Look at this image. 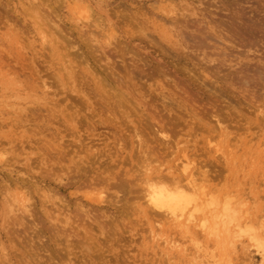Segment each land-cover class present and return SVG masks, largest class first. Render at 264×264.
Segmentation results:
<instances>
[{"label": "rangeland", "instance_id": "374dc122", "mask_svg": "<svg viewBox=\"0 0 264 264\" xmlns=\"http://www.w3.org/2000/svg\"><path fill=\"white\" fill-rule=\"evenodd\" d=\"M263 79L264 0H0V264H264Z\"/></svg>", "mask_w": 264, "mask_h": 264}, {"label": "bare ground", "instance_id": "6f19581e", "mask_svg": "<svg viewBox=\"0 0 264 264\" xmlns=\"http://www.w3.org/2000/svg\"><path fill=\"white\" fill-rule=\"evenodd\" d=\"M247 64V63H246ZM240 67V66H239ZM252 68V67H251ZM238 69V68H237ZM240 69V68H239ZM238 69V70H239ZM259 70V69H258ZM244 71V70H243ZM246 73V72H245ZM252 73V72H251ZM261 73V72H260ZM259 73V74H260ZM244 74V73H243ZM258 74V75H259ZM232 75V74H231ZM234 75V74H233ZM236 78V77H235ZM262 79V78H261ZM238 80V79H237ZM264 80V79H263ZM238 82V81H237ZM248 82V81H247ZM232 84V83H231ZM237 84V83H236ZM244 84V83H243ZM251 84V83H250ZM258 85V84H257ZM253 86V85H252ZM262 87V86H261ZM255 91V90H254ZM255 93V92H254ZM254 95V94H253ZM256 95V94H255ZM261 96V95H260ZM260 107V106H259ZM260 109V108H259ZM190 111V110H189ZM190 113V112H189ZM196 115V114H195ZM258 115H260V114H258ZM215 116V115H214ZM190 117V116H189ZM193 117H195L194 115H193ZM69 118V117H68ZM155 118V117H154ZM263 118V117H262ZM218 119H219V117H218ZM197 120V119H196ZM217 121V120H216ZM218 122V121H217ZM221 122V121H220ZM196 123V122H195ZM172 124V123H171ZM177 124V123H176ZM161 125V124H160ZM164 126V125H163ZM172 126V125H171ZM174 126V125H173ZM138 127V126H137ZM160 127V126H159ZM194 127V126H193ZM155 128V127H154ZM173 128V127H172ZM196 128V127H195ZM217 128V127H216ZM165 129V128H164ZM175 129V128H174ZM159 130H160V128H159ZM159 130L157 131V133L159 132ZM163 130V129H162ZM162 130H160L162 133V135L160 134V132H159V134L162 136V137H164L165 138V141L166 140H168V139H170V135H168L166 132H165V134H167V135H165V134H163V131ZM170 130V129H169ZM155 131H156V129H155ZM177 131V130H176ZM172 132V131H171ZM170 134V133H169ZM216 134V133H215ZM159 135V136H160ZM134 136H136V135H134ZM158 136V137H159ZM211 136V135H210ZM138 136H136V138H137ZM162 137H160L161 138V140H163L162 139ZM140 138H141V136H140ZM173 138V137H172ZM139 139V138H138ZM140 140V139H139ZM141 141V140H140ZM169 141V142H168ZM168 141H166V142H168V143H170V141H172V140H168ZM143 142V141H142ZM168 143H165V144H168ZM143 144V143H142ZM145 147V146H144ZM148 151V150H147ZM143 152V151H142ZM152 152V151H151ZM152 153H154V152H152ZM139 156V155H138ZM147 156H149V155H147ZM146 156V157H147ZM183 156V155H182ZM150 157V156H149ZM148 158V157H147ZM146 158V159H147ZM144 159V158H143ZM187 160V159H186ZM201 161V160H200ZM150 162V161H149ZM152 162V161H151ZM203 162V161H202ZM138 163V162H137ZM208 163V162H207ZM150 164V163H149ZM206 164V163H205ZM40 165H41V163H40ZM138 165V164H137ZM208 164H206V165H204L205 166V168H206V166H207ZM143 167V166H142ZM149 167V166H148ZM193 167H194V165H193ZM203 167V166H202ZM202 167H200V168H202ZM213 167V166H212ZM78 168V167H77ZM158 168V167H157ZM195 168V167H194ZM193 168V169H194ZM200 168H198V169H200ZM204 168V167H203ZM106 169V168H105ZM146 169V168H145ZM154 169H156V168H154ZM196 169V168H195ZM194 169V170H195ZM198 169H197V172H198ZM206 169H208V168H206ZM80 170H81V167H80ZM79 170V171H80ZM142 170V169H141ZM150 170H152V169H150ZM157 170V169H156ZM202 170V169H201ZM196 171V170H195ZM208 172H209V169L207 170ZM207 171L206 170H202L201 171V173H200V175H201V179H200V183L202 182L201 180H203V179H205V180H208L207 179ZM214 171V170H213ZM160 172V171H159ZM196 172V173H197ZM215 172V171H214ZM107 173V172H106ZM199 173V172H198ZM80 174V173H79ZM148 174H150V172L148 173ZM183 174V173H182ZM182 174H180V175H182ZM210 174V173H209ZM155 175V174H154ZM160 175H161V173H160ZM164 174H162V176H163ZM168 175V174H167ZM166 175V177L164 176V177H162V176H159L158 175V177H161L162 178V180H165L164 182L166 183L167 182V180L168 179H170V178H168L169 176H167ZM194 175H196L195 174V172H194V174H193V171H189V172H187L186 173V175H185V178H184V180H186L185 182H183L182 183V180L181 179H178V176L176 177V178H172V176H171V178H172V180H173V188H175L174 190H175V192L173 193V192H170V191H167V190H169V189H167V190H165V189H158V188H164V186L163 187H158L157 185H158V183H161V182H158L157 184L156 183H153V182H151V183H149L150 181H148V180H152L153 181V179H154V177L151 179L150 177L146 180L147 182H148V184L146 185V186H148V189H146L147 190V193H146V195H147V200H148V202L152 205V207H154V209L155 210H158V212L157 213H159L161 210L162 211H164V212H166L171 218H177V216H178V211H182V210H184L186 207H187V205L191 202V200H189V197H187L186 195H184L182 192H181V188H184V186H183V184L185 183V185H187L189 188H198V187H201V186H198V184L196 183V180L198 181L199 180V178H197L196 176H194ZM216 176V175H215ZM139 177V176H138ZM148 177V176H147ZM157 177V176H156ZM182 177V176H181ZM164 178V179H163ZM165 178H168L167 180L165 179ZM180 178V177H179ZM216 178V177H215ZM103 179V178H102ZM158 179V178H157ZM99 180V179H98ZM109 180V179H108ZM129 180V179H128ZM161 180V181H162ZM105 181H107V179L105 180ZM120 181V180H119ZM134 181V180H133ZM98 182V181H97ZM130 182V181H129ZM155 182H156V180H155ZM171 182V181H170ZM94 183V182H93ZM96 183V182H95ZM117 183V182H116ZM118 183H121V184H123L122 182H118ZM117 183V184H118ZM163 183V182H162ZM168 183H169V181H168ZM199 183V184H200ZM203 183H205L204 181H203ZM103 184V183H102ZM164 184V183H163ZM105 185V184H104ZM116 185V184H115ZM124 186L126 185V184H123ZM134 185V184H133ZM165 185V184H164ZM167 185H170V184H167ZM128 186V185H127ZM138 186V185H137ZM202 186H206V185H202ZM135 187V186H134ZM165 187H166V185H165ZM168 187V186H167ZM186 187V186H185ZM187 187V188H188ZM116 188H120V184H118L117 186H116ZM129 188H132V187H129ZM146 188V187H145ZM169 188V187H168ZM172 188V187H171ZM120 190V189H119ZM121 191V190H120ZM146 192V191H145ZM127 193H128V191H127ZM131 195V194H130ZM127 203H128V201H127ZM150 205V206H151ZM129 207V206H128ZM153 209V208H152ZM153 209V210H154ZM154 210V212H156ZM161 213V212H160ZM164 214V213H163ZM209 217V216H208ZM94 218H96V217H94ZM93 218V219H94ZM188 218V217H187ZM192 219V216L190 215V217H189V219L188 220H191ZM213 218V217H212ZM92 219V220H93ZM100 219V218H99ZM98 219V217H97V219L95 220L96 221V223L94 222V224H96V226H97V224L99 223V221H101V219L99 220ZM97 220H99V221H97ZM175 220V219H174ZM177 220V219H176ZM210 220V219H209ZM220 220V219H219ZM222 220V219H221ZM224 222V221H223ZM221 224V223H220ZM224 224H226V223H224ZM99 225H101V226H103V224L100 222L99 223ZM98 227V226H97ZM99 229H100V227H99ZM100 230H103V227H102V229H100ZM105 230V229H104ZM189 231V230H188ZM191 232V231H190ZM110 234V233H109ZM255 235H256V233H255ZM109 236H111V235H109ZM251 237V236H250ZM255 239V238H254ZM88 240V239H87ZM84 247V246H83ZM85 248H87V247H85ZM83 249V248H82ZM81 249V250H82ZM86 252V251H85Z\"/></svg>", "mask_w": 264, "mask_h": 264}]
</instances>
